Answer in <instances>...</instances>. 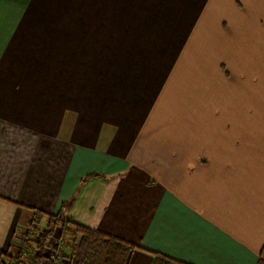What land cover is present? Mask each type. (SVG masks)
Masks as SVG:
<instances>
[{"label": "crops", "instance_id": "crops-1", "mask_svg": "<svg viewBox=\"0 0 264 264\" xmlns=\"http://www.w3.org/2000/svg\"><path fill=\"white\" fill-rule=\"evenodd\" d=\"M48 1L0 5V251L38 213L135 245L127 264L264 260V0L66 1L62 29L113 22L74 43L28 14ZM150 20L183 31L159 61L117 44Z\"/></svg>", "mask_w": 264, "mask_h": 264}, {"label": "trees", "instance_id": "trees-1", "mask_svg": "<svg viewBox=\"0 0 264 264\" xmlns=\"http://www.w3.org/2000/svg\"><path fill=\"white\" fill-rule=\"evenodd\" d=\"M14 241L12 251H0V264H127L138 249L116 237L66 221L61 214L47 217L45 226L36 232L17 234ZM152 264L176 263L153 254ZM256 264H264V260L258 259Z\"/></svg>", "mask_w": 264, "mask_h": 264}, {"label": "rangeland", "instance_id": "rangeland-1", "mask_svg": "<svg viewBox=\"0 0 264 264\" xmlns=\"http://www.w3.org/2000/svg\"><path fill=\"white\" fill-rule=\"evenodd\" d=\"M41 1H44V0H41ZM66 1L71 2L72 0H50L48 2H50L51 5L50 6L47 5L48 9L44 8L46 4H38L36 6L31 4V6L26 5V8L27 9L29 8L28 14L33 13V12L34 13L37 12L38 14H40L41 19L39 20V22L42 24L44 23V21H42L43 19L49 18V15H46L44 13L50 14L52 17V20H53L52 21L53 31H54V28H56L58 31L56 33L53 32L55 34V36L58 35V37H62L63 33L64 34L66 33L65 30L67 28L70 31L69 36H64L62 38L64 40H67V38L73 39L74 40L73 43L76 42L77 39H79V36L82 34V33H79V34L76 33L77 30L84 29V26H82V23L87 22L89 30H85V31L86 32L90 31V33L99 32L100 30L103 32V31H105V29H108L112 26V23H113L112 20H108V19L99 21V22H102V24L97 25L96 24L97 21H94L91 18V16L88 15V13H86V17L84 16V18H86V21L84 18H82V20L77 21V17L74 14L73 16L76 18L73 20V23H71V21L68 22V24L64 23L65 27H63V29H62V24H61V22H62L61 16L62 15H61V13H62V10L64 9V6L61 3L66 2ZM91 7L92 6H89L88 10H90ZM33 8H35L36 11H34ZM70 8H71V6H70ZM74 8H75V6H74ZM26 12H27V10L24 11L25 14H27ZM143 23H145V27H141L139 22H131L132 26L127 25V28L130 29L129 34H126V31L122 30V34L120 36H118V38H117V44H124L126 41L125 38L130 35L131 44L129 45V48H131V50H134V51L140 50L139 55L145 54L147 57L152 56L153 54L156 53L154 59H151L149 57H148V59L151 61H154V60L159 61L160 59L163 58V50H165V48H167L169 46L171 39L177 40L178 37L181 36L180 33H183V31L180 32V30L178 29V26H177L178 22H169L168 23V22H159L157 20H150V21L143 22ZM122 24H123L122 27L124 28V22H122ZM42 28H44V27H42ZM85 28H86V25H85ZM162 30H165V31L169 30L173 34V36L170 37L169 41L163 42L161 39H159L157 37L161 34ZM71 33H74V35H72ZM86 35H87L86 37H88L89 39H92L91 34H86ZM101 37L103 38L102 35H101ZM55 46H57V43H55L53 48H55ZM173 46L176 48L177 45L173 44ZM152 47L155 50L158 49V47H159V49L157 50V52H152L153 51ZM135 54H136V52L132 53V55H135ZM166 56H168V55H166ZM177 58H178V53H176L175 58H174V54H173V57L171 60L175 61ZM153 97L155 98L156 94ZM38 217H39L38 213H35V215L32 216V218H36V219H34L33 222H31V219H30L29 223L25 226L26 229L23 232H27L28 234H31L33 231L36 232L37 230L43 228L45 226L47 217H43V219L41 221H39L40 219L38 220ZM64 235H66V237L68 238L67 234H64ZM66 237H64L63 239L66 240ZM50 241H53V240L50 239ZM14 246H15V244H14ZM12 250L13 249H11V251ZM27 252H30V250H28Z\"/></svg>", "mask_w": 264, "mask_h": 264}, {"label": "snow or ice", "instance_id": "snow-or-ice-1", "mask_svg": "<svg viewBox=\"0 0 264 264\" xmlns=\"http://www.w3.org/2000/svg\"><path fill=\"white\" fill-rule=\"evenodd\" d=\"M3 4V0H0V5H2Z\"/></svg>", "mask_w": 264, "mask_h": 264}]
</instances>
